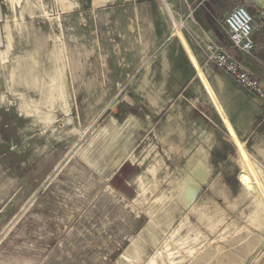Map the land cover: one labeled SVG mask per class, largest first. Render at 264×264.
I'll list each match as a JSON object with an SVG mask.
<instances>
[{
  "label": "rangeland",
  "instance_id": "1",
  "mask_svg": "<svg viewBox=\"0 0 264 264\" xmlns=\"http://www.w3.org/2000/svg\"><path fill=\"white\" fill-rule=\"evenodd\" d=\"M160 2L204 79L186 0ZM160 2L0 0V264H264L260 142L134 88L167 62Z\"/></svg>",
  "mask_w": 264,
  "mask_h": 264
},
{
  "label": "crops",
  "instance_id": "2",
  "mask_svg": "<svg viewBox=\"0 0 264 264\" xmlns=\"http://www.w3.org/2000/svg\"><path fill=\"white\" fill-rule=\"evenodd\" d=\"M208 1L186 0L191 12L190 15L197 26L196 29L198 30L200 41L212 40L220 46H228V30L223 22L219 21L208 11L205 6ZM160 5L164 11L162 27L167 33V38L160 43L158 48L164 49L167 62L163 64L162 68H157L154 71L152 80H147L145 83L137 82L134 88L143 89L145 87L146 90H149L145 94H141V97L145 99L146 104L151 107L150 109L154 113L163 112L176 99H183V101L188 102L199 113H201L199 108L207 104L223 115L243 145L257 139L260 142L257 145L258 150L262 151L264 149L263 102L240 87L222 71L213 66H204L206 56L199 47L193 48L191 46L184 33L195 62L203 72V79L183 42L170 33V20L161 2ZM237 6L232 5L227 16ZM241 6L246 7L253 14V40L255 41L252 55H241V57L245 59L248 68L260 77L264 87V6L259 2L250 4L246 1ZM127 9L122 8L120 11L123 19L131 22L133 20H142L138 8L134 10L130 7L128 11ZM137 27L134 31V38L136 43L140 40L142 48L145 45L143 43L142 29L140 26ZM119 55H122L121 51Z\"/></svg>",
  "mask_w": 264,
  "mask_h": 264
},
{
  "label": "built area",
  "instance_id": "3",
  "mask_svg": "<svg viewBox=\"0 0 264 264\" xmlns=\"http://www.w3.org/2000/svg\"><path fill=\"white\" fill-rule=\"evenodd\" d=\"M224 25L228 30V46H220L212 40L197 42L206 56L204 66H213L222 71L264 104L261 79L248 68L245 59L241 57L251 56L255 48L253 16L246 7L237 6L226 16Z\"/></svg>",
  "mask_w": 264,
  "mask_h": 264
},
{
  "label": "bare ground",
  "instance_id": "4",
  "mask_svg": "<svg viewBox=\"0 0 264 264\" xmlns=\"http://www.w3.org/2000/svg\"><path fill=\"white\" fill-rule=\"evenodd\" d=\"M196 181V180H195ZM197 182H198V180H197ZM177 185V184H176ZM192 185V184H191ZM183 187V186H182ZM194 189V188H193ZM181 192H182V189H181ZM184 195V194H183ZM180 196V195H179ZM189 197V196H188ZM177 198H179V197H177ZM138 202V201H137ZM190 254H193V252L192 251H190ZM162 260V259H161ZM164 262V261H163ZM152 264H155L154 262H152Z\"/></svg>",
  "mask_w": 264,
  "mask_h": 264
}]
</instances>
